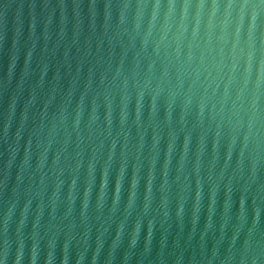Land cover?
<instances>
[{
	"label": "water",
	"instance_id": "1",
	"mask_svg": "<svg viewBox=\"0 0 264 264\" xmlns=\"http://www.w3.org/2000/svg\"><path fill=\"white\" fill-rule=\"evenodd\" d=\"M0 264H264V0H0Z\"/></svg>",
	"mask_w": 264,
	"mask_h": 264
}]
</instances>
